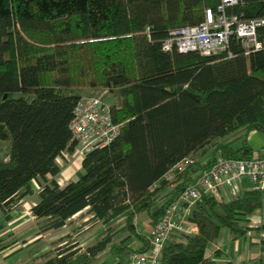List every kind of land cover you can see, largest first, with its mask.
Listing matches in <instances>:
<instances>
[{"label":"trees","instance_id":"obj_1","mask_svg":"<svg viewBox=\"0 0 264 264\" xmlns=\"http://www.w3.org/2000/svg\"><path fill=\"white\" fill-rule=\"evenodd\" d=\"M218 3L0 0V140L10 141L7 155L0 153V232L22 200L35 194L34 183L39 188L31 213L41 221V234L85 210L87 223L107 226L126 217L124 238L107 229L83 247L69 233L37 264H99L103 254L117 258L111 264H125V257L152 246V236L137 231L140 214L154 227L217 156H253L245 139L238 149L219 139L238 130L264 137V44L245 53L233 37L231 57L163 50L173 29L201 23ZM231 11L264 18V0H244ZM82 88L111 91L112 117L122 131L84 157L78 180L61 186L57 158L75 149L71 122L82 96L75 90ZM210 150L212 158L201 163ZM187 157L193 163L161 201L170 185L165 174ZM261 202L257 190L228 201L204 196L189 214L198 230L173 236L184 240L164 245L161 264H211L206 250L220 228L244 236L250 228L242 219ZM135 239L142 243L138 250L131 247ZM7 247L1 239L0 256ZM260 249L262 261L264 241Z\"/></svg>","mask_w":264,"mask_h":264},{"label":"built area","instance_id":"obj_2","mask_svg":"<svg viewBox=\"0 0 264 264\" xmlns=\"http://www.w3.org/2000/svg\"><path fill=\"white\" fill-rule=\"evenodd\" d=\"M243 4L244 0H219L215 9H206L201 23L173 29L163 42V50L231 57L230 42L233 37L240 42L245 53L260 48L264 44V35L259 34L264 28V18L246 19L242 13L231 11L234 6ZM71 130L75 142L72 156L82 162L89 152L115 140L121 134L122 124L114 122L110 103L101 96H81L74 111ZM64 158H70L68 151L58 157L57 162L60 164ZM192 163L191 157L179 161L165 174V180L175 186L178 175ZM244 180L250 183L251 190L264 193V146L260 154L248 159L217 156L210 168L195 176L180 199L168 207L153 227L152 246L144 252L134 251L129 264H161L164 245L173 236L198 230L189 219L185 203L195 204L204 196L228 201L240 193ZM223 188H226V193Z\"/></svg>","mask_w":264,"mask_h":264},{"label":"crops","instance_id":"obj_3","mask_svg":"<svg viewBox=\"0 0 264 264\" xmlns=\"http://www.w3.org/2000/svg\"><path fill=\"white\" fill-rule=\"evenodd\" d=\"M95 91H96L95 89L87 90V93L82 94V96L98 95L95 93ZM103 94L104 92H102V95ZM241 134H242L241 138L245 139L246 143L252 149L253 155L260 154L264 146V137L262 136V134H260L257 131L246 132L245 130H243ZM241 138L239 139V142L237 144L233 143V141L237 139V137H233V136L232 137L229 136L228 140H226L225 142H230L231 147L233 149H238L241 146L243 140ZM69 153H70V158L63 159L64 165L60 163L62 167V171L58 176V181L61 186H65L71 181L78 180L83 173L82 162H79L77 159H75L74 156H72V152ZM212 155H213V150L204 154L199 161L201 163H206L212 158ZM175 187L176 185L175 186L169 185L165 189L164 191L165 195L161 200H164L168 198L170 195H172V193L175 190ZM223 190L225 193L227 192L226 188H223ZM245 190H251L250 183L247 180H244V182L242 183L240 192H243ZM185 207L188 213L190 214L193 209L192 208L193 204H190ZM86 212L87 210H85L80 214H76L72 219H76L77 216L81 217V214H83L81 218L83 219L84 222H86L90 217V215L87 214ZM142 214H140L136 220L137 231L139 233H141L139 231L140 225L150 226L153 229L152 223L148 215L146 214L142 216ZM72 219L70 221H72ZM242 220H246L247 226L250 228L247 231V233L242 237L234 238L228 228L226 227L220 228L215 243L209 245L206 250V258L212 262L211 264H227L228 262L232 264H264V260L261 261L260 259L262 256L260 243L261 241H264V193L262 194L261 206L255 209L252 213L247 215ZM125 223H126V217L124 215L118 217L111 224L104 226L102 231H94L93 230L94 228L91 227L93 223L90 222L86 223L83 225L82 232L80 233V236L76 240L79 241L81 246L83 247L90 246L94 244L98 239V237L107 229H109V231L111 230V232L119 231L116 237L122 236L126 234L124 231L121 230L125 226ZM68 224L69 222L67 223V225L64 226V236L67 235L69 231V230H65L66 228H68ZM75 238L76 237H73V239ZM131 246L133 250H138L142 247V243L140 241H137L136 243H133ZM105 255L106 254L100 256L99 264H111L112 262L117 260V258L111 259L110 256L106 257ZM130 256L127 257L128 261H130Z\"/></svg>","mask_w":264,"mask_h":264},{"label":"rangeland","instance_id":"obj_4","mask_svg":"<svg viewBox=\"0 0 264 264\" xmlns=\"http://www.w3.org/2000/svg\"><path fill=\"white\" fill-rule=\"evenodd\" d=\"M90 89L91 88L77 89L75 90V93L80 95L86 94L87 90ZM95 90V93L101 96L104 101L108 103L113 102L114 95L109 89L95 88ZM102 92H104L103 95ZM242 132L243 130H238L230 135V137H237V139L233 141L234 144L239 142ZM228 138L229 137L219 140L225 142ZM9 146L10 141L0 140V153L7 155V152H9ZM61 163L63 164V161ZM34 187L35 194L27 196L22 200L19 207L13 212V219L10 221H3L5 228L0 232V240L2 239L5 241V244H8V247L1 252L0 264H37L42 260L45 253L54 250L59 245L61 239L64 238V227L47 233H40L41 221L36 219L31 213V207L37 200L39 188L36 183H34ZM143 215H146V213H143L142 216ZM81 217L77 216L76 219L69 221L68 228L65 229L69 230L67 234H72L73 237H76L75 239L80 236L83 225L87 223V221L84 222ZM90 223H93L91 227L94 228V231H102L105 226L99 221H91ZM139 231L148 236L153 235V229L150 226L140 225ZM126 235L127 234L122 235L121 238H124ZM174 240L182 241L184 240V236H176L173 238V241ZM137 241L138 240L135 239L133 240V243H136ZM129 262L128 258L125 257V264H129Z\"/></svg>","mask_w":264,"mask_h":264},{"label":"water","instance_id":"obj_5","mask_svg":"<svg viewBox=\"0 0 264 264\" xmlns=\"http://www.w3.org/2000/svg\"><path fill=\"white\" fill-rule=\"evenodd\" d=\"M4 98H7V95H5Z\"/></svg>","mask_w":264,"mask_h":264}]
</instances>
